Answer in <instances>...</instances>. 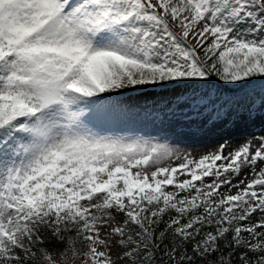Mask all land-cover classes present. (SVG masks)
<instances>
[{"label":"snow or ice","instance_id":"snow-or-ice-1","mask_svg":"<svg viewBox=\"0 0 264 264\" xmlns=\"http://www.w3.org/2000/svg\"><path fill=\"white\" fill-rule=\"evenodd\" d=\"M133 115L264 118V0H0V264H264V129Z\"/></svg>","mask_w":264,"mask_h":264},{"label":"rangeland","instance_id":"rangeland-1","mask_svg":"<svg viewBox=\"0 0 264 264\" xmlns=\"http://www.w3.org/2000/svg\"><path fill=\"white\" fill-rule=\"evenodd\" d=\"M161 90L157 89L153 94H145L141 92H132L122 97L130 101L134 105H143L145 101L149 104L154 100L160 99ZM162 117L154 115H141L129 117L121 126L131 129H141L145 132H157L163 128L174 129L172 133L176 139L183 141L191 150L192 147L199 148L204 146V150L216 148L224 141L229 142V148L235 147L239 140L245 135L256 133L261 134L264 129V118L257 116L254 121H242L238 124L218 123L215 126H201L193 124L192 126L181 125L179 121L171 125L161 124ZM199 155V152H194ZM247 171V169H245ZM243 176V173L241 174Z\"/></svg>","mask_w":264,"mask_h":264}]
</instances>
